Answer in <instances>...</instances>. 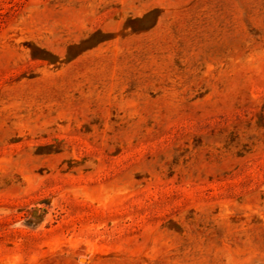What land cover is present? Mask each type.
I'll use <instances>...</instances> for the list:
<instances>
[{"label":"rangeland","instance_id":"obj_1","mask_svg":"<svg viewBox=\"0 0 264 264\" xmlns=\"http://www.w3.org/2000/svg\"><path fill=\"white\" fill-rule=\"evenodd\" d=\"M0 264H264V0H0Z\"/></svg>","mask_w":264,"mask_h":264}]
</instances>
